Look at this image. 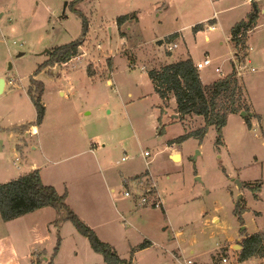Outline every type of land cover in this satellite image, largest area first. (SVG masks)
I'll return each instance as SVG.
<instances>
[{
  "label": "rangeland",
  "instance_id": "374dc122",
  "mask_svg": "<svg viewBox=\"0 0 264 264\" xmlns=\"http://www.w3.org/2000/svg\"><path fill=\"white\" fill-rule=\"evenodd\" d=\"M71 1L0 0V78L7 81L0 94V183L15 179L33 162L44 163L46 147L51 158L43 164L44 174L53 175L60 193L70 191L84 217L77 215L131 264H264V256L240 261L241 249L234 248L242 246L243 231H264V0H255L258 26L249 33L246 51L251 63L239 77L250 113L244 109V116L229 115L220 147L213 125L202 140L183 138L201 128L203 118L173 119L178 114L175 97L163 101L148 70L191 57L182 39L176 40L178 48L168 50L173 43L168 35L181 30L194 59L213 60L200 70L203 80L209 84L225 76L235 53L230 30L247 18L250 0H84L78 8L87 16L89 32L78 54L39 71L49 58L47 50L82 36L83 21ZM213 13L216 29H208L215 22H205L204 32L194 39L188 25ZM127 14L134 21L119 28L117 19ZM217 66L223 73L216 72ZM33 75L45 87L41 144L37 135L24 131L29 127L15 129L36 121L28 92ZM88 149L95 152L85 154ZM146 150L150 156H144ZM99 165L118 178L140 175L138 182L146 187L156 184L163 205L140 206L134 182V196L125 197L124 185L114 181L112 201L101 184ZM89 174L100 184L98 190L82 179ZM238 203L242 221L235 211ZM52 210L50 218L39 214L40 225L33 229L30 220L25 221L29 226L14 227L0 217V264H107L73 221ZM146 240L152 244L141 248Z\"/></svg>",
  "mask_w": 264,
  "mask_h": 264
},
{
  "label": "trees",
  "instance_id": "16d2710c",
  "mask_svg": "<svg viewBox=\"0 0 264 264\" xmlns=\"http://www.w3.org/2000/svg\"><path fill=\"white\" fill-rule=\"evenodd\" d=\"M83 1L73 0L69 3V6L82 18V36L70 43L54 47L49 53L48 60L39 66V71L46 66L67 62L78 54L79 48L83 45L89 32L87 16L78 8L79 3ZM252 4V10L247 18L236 23L230 30V39L236 54H247L249 33L258 26L259 6L256 1H252ZM131 20L134 21L132 15L120 16L117 19V25L121 28ZM193 29L195 32L203 30L204 24H197ZM179 37L177 32L168 35V38L172 39L173 42H177L176 40ZM34 75H37V72ZM34 75L31 77L28 92L36 107L37 118L35 122L17 126L15 128L17 131L23 130L24 127L30 128L40 125L45 117L46 108L42 101V94L45 90L44 82L35 78ZM148 75L154 84L155 91L163 101L169 100L171 95L175 97L176 111L181 119L187 115H197L203 118V126L183 135V138L195 136L202 140L209 126L213 125L217 133L216 144L219 147L223 146L225 145L223 131L227 125L229 115L239 114L244 109L247 113H250L248 102L245 101L247 100L245 87L240 84V79L234 72L219 77L209 84H204L194 60L188 57L170 63L167 62L161 65L160 68H151L148 70ZM161 107L162 111H165V108ZM246 120L247 124L251 126L250 120ZM163 129L164 127H161V133L164 131ZM25 130H28V128ZM139 176L136 175L130 178H139ZM244 185L249 186L253 191L257 190L252 188L249 183H244ZM67 197V192L60 193L54 185L44 183L40 169L34 168L15 179L0 183V217L3 221H10L44 207H53L65 214L63 218L73 221L77 229L88 237L93 248L104 255L107 264H129L128 260L122 259L111 244L102 241L95 230L77 215L68 204ZM239 208L238 203L235 211L242 221L244 211L239 210ZM242 235L239 260L245 261L253 257H263L264 231L254 234H247L243 231ZM150 245L151 242L146 240L142 243L141 248Z\"/></svg>",
  "mask_w": 264,
  "mask_h": 264
},
{
  "label": "crops",
  "instance_id": "0c3cea01",
  "mask_svg": "<svg viewBox=\"0 0 264 264\" xmlns=\"http://www.w3.org/2000/svg\"><path fill=\"white\" fill-rule=\"evenodd\" d=\"M252 3V2H251ZM252 10V9H251ZM251 12V11H250ZM249 12V13H250ZM249 13H248V15H249ZM217 19H218V17H217V15H216V13H213V14H211V15H208V16H206V17H203L202 19H200L199 21L201 22L202 20H205L204 22H201L202 24H204L205 22H215V23H211V24H209V25H212V24H217ZM243 19H245V18H243ZM243 19H241V20H243ZM239 21H237V23H238ZM201 23H198V24H201ZM194 23H191V24H189L188 26L190 27L191 26V28H192V33H193V36H194V39H196L197 40V38L200 36V34L202 33V32H204V29L203 30H198V31H194V29H193V27L195 26V25H197V24H195V25H193ZM236 24V23H235ZM234 24V25H235ZM216 29V28H215ZM214 29V30H215ZM211 30V29H210ZM175 32H177V33H179V39H180V41H181V39H182V43L183 44H185L186 45V51H187V53L188 54H190V56L192 57V44L187 40V37L185 36V34L183 33V32H181V30H174L172 33H175ZM172 33H170V34H172ZM157 38H160V37H156V39ZM159 40V39H158ZM206 40H209V36H206ZM178 44H179V42H178ZM180 45V44H179ZM251 47L249 46V49H250ZM248 49V50H249ZM248 56H249V54H247ZM188 58V57H187ZM193 58V57H192ZM186 59V58H185ZM193 60H194V62L195 63H197V62H199V61H201V60H203V59H198V60H196V59H194L193 58ZM177 61V60H176ZM251 62V61H250ZM231 72V71H230ZM229 72V73H230ZM228 74V73H227ZM200 75H201V79H202V82L204 83V84H208L207 82H205L204 80H203V76H202V74L200 73ZM226 75V74H225ZM219 77H221V76H218V77H216L215 79H212L211 81H210V83L211 82H213L214 80H216V79H218ZM91 79V77H89V79H88V82H89V80ZM87 82V83H88ZM87 83H86V85H87ZM85 85V86H86ZM6 86H7V81H6ZM85 86L83 87V90H82V92H80V94L79 95H82V93L84 92V89H85ZM78 88V87H77ZM63 91H64V96L63 97H65L66 96V89H63ZM58 94L60 95L61 94V92H60V90H58ZM78 95V96H79ZM61 96V95H60ZM62 97V96H61ZM46 108V107H45ZM46 110V109H45ZM45 113H46V111H45ZM46 116V115H45ZM44 119H45V117H44ZM173 119H175V118H173ZM44 122V121H43ZM42 124L43 123H41V125H37V126H32V127H30L28 130H26L25 132H28V133H31V134H34V135H37L38 137H39V142H40V144L42 143V138H43V134H42ZM94 147H96V144L95 143H93V148ZM36 148L37 147H34V150H36ZM42 148V147H41ZM46 150H47V148L46 147H43L42 148V156H43V162L44 163H42V164H37V163H31V165H29V167L26 169V171L25 172H17L15 175H13V176H16V177H13V178H17V177H19V176H21V175H23L24 173H26L27 171H29V170H31V169H34V168H38V169H40V172H41V177H42V180L44 181V183H46V184H51V185H56L57 187H58V185L54 182V181H52L53 179V175H51V174H49L48 172L46 173V174H44V171H45V167H44V165L43 164H46V162H48V160H50V158H51V156L50 155H48L47 154V152H46ZM95 151L93 150V149H88V150H86L85 151V154H87V153H91V154H93ZM77 154H82V151L81 152H77V153H75V155H77ZM102 156H103V154H102ZM20 159V158H19ZM18 159V157H16V160H19ZM46 160V161H45ZM100 166V165H99ZM108 167V166H107ZM107 167H104V168H101V166H100V174H101V177H102V182H101V184H102V186L104 187V189L107 191V193H108V195H109V197L112 199V201H115V197L112 195V193H114V192H116V186H115V184H117V185H121L122 184V179H123V176L122 177H116V176H114L113 174H111V173H108V168ZM46 176H47V178H48V180H46L45 178H46ZM81 177H82V179H84V180H86L87 182H88V184H89V187H93V188H95V189H99V186H100V184H99V186L98 185H96L94 182H93V176H91V174H89L88 176H87V178H84V176H82L81 175ZM114 181H115V184H114ZM123 185V184H122ZM55 186V187H56ZM56 187V188H57ZM82 187H84L83 185H82ZM59 188V187H58ZM57 188V190L60 192V189H58ZM67 200L69 201V204H70V206L73 208V210L74 211H76L79 215H82L83 216V213L81 212V210H80V207L77 205V201L75 200L74 201V197L73 196H71V193H70V191L68 190V198H67ZM79 202V201H78ZM79 203H84V202H79ZM86 204L83 206V208L86 210L87 208H88V204H87V202H85ZM97 207V206H96ZM93 208V209H96V211L97 212H99V214L100 215H102V211L100 210V208L99 207H97V208ZM52 208L53 207H44V208H41V209H38V210H35V211H33V212H30V213H27V214H25V215H22V216H20V217H18V218H16V219H13V220H10V221H4L3 223H11V225H16V226H14V227H20V224L21 223H23L24 224V222L25 221H27V220H30V222H33V226H32V229L33 228H35L36 226H39L40 224L37 222V217H40V216H38L39 214H41V216L42 215H47V217L48 218H50V216L52 215V214H54L55 212H53V210H52ZM104 215H102V221H104V217H103ZM84 217V216H83ZM85 219V218H84ZM86 220V219H85ZM87 221V220H86ZM105 222V221H104ZM103 222V225H105V223L106 224H108L107 222H105L104 223ZM28 223L27 222H25V225H27ZM4 225H7V224H4ZM90 226H93L92 225V223H90L89 224ZM28 226H29V224H28ZM10 234V233H9ZM16 234H20V232H16ZM10 239H11V237H12V235L10 234ZM13 238V237H12ZM150 241V240H149ZM151 242V241H150ZM151 244H152V242H151ZM128 262H130V261H128Z\"/></svg>",
  "mask_w": 264,
  "mask_h": 264
},
{
  "label": "built area",
  "instance_id": "2783aa9c",
  "mask_svg": "<svg viewBox=\"0 0 264 264\" xmlns=\"http://www.w3.org/2000/svg\"><path fill=\"white\" fill-rule=\"evenodd\" d=\"M255 1V0H250ZM216 28L215 24L212 25H208V29L214 30ZM179 47L178 42H173L172 44L169 45L168 50L172 51L176 48ZM213 60L209 57L206 56L203 60L195 63L196 68L200 71L201 69L212 65ZM250 59L248 58V55H243V54H236L234 53L233 57H232V70L231 72H234L235 75L239 78L240 76H242L246 71H248L249 69V64H250ZM216 72L219 73H223V69L219 66H217L215 68ZM255 68H252L251 71H254ZM150 152L148 150H146L144 152V156H150ZM128 159V155H124L122 157V160L125 161ZM140 181L139 178H133L131 179L130 177H123L122 179V184L125 187V190L123 192L125 197H133L134 196V190L130 189V184L131 182H134L136 185L137 190L140 192V202L139 205L140 206H148V205H152V206H162V199L158 193V191L156 190V184L154 185H148L147 187L144 185V183L142 182H138ZM142 186V187H141ZM222 261L224 263L229 262V259L226 256H223ZM193 263L192 260H189L187 262V264H191Z\"/></svg>",
  "mask_w": 264,
  "mask_h": 264
},
{
  "label": "water",
  "instance_id": "95a60500",
  "mask_svg": "<svg viewBox=\"0 0 264 264\" xmlns=\"http://www.w3.org/2000/svg\"><path fill=\"white\" fill-rule=\"evenodd\" d=\"M68 4V2H66V4L65 5H67ZM163 42H164V39H159L158 41H157V43L158 44H163ZM49 53H50V51L51 50H47ZM12 68V65H10L9 66V69H11ZM5 87H6V79L4 78V77H1L0 78V94L1 93H3V91L5 90ZM246 114V112H241V115L242 116H244ZM179 117V114H174L173 116H172V118H178ZM198 153H200L199 151H198ZM177 156V155H176ZM176 156H175V158H176ZM197 157V154H196V156H195V158ZM198 179H200L199 177H198ZM236 183L238 184V186L240 187V188H242V186H243V182H241L240 180H236ZM237 247H239L240 249L242 248V246L241 245H235L234 246V248H237Z\"/></svg>",
  "mask_w": 264,
  "mask_h": 264
},
{
  "label": "bare ground",
  "instance_id": "6f19581e",
  "mask_svg": "<svg viewBox=\"0 0 264 264\" xmlns=\"http://www.w3.org/2000/svg\"><path fill=\"white\" fill-rule=\"evenodd\" d=\"M176 158H179V156L177 155Z\"/></svg>",
  "mask_w": 264,
  "mask_h": 264
}]
</instances>
